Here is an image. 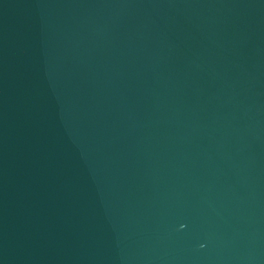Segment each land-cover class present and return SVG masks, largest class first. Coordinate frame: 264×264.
Masks as SVG:
<instances>
[{
    "label": "water",
    "instance_id": "95a60500",
    "mask_svg": "<svg viewBox=\"0 0 264 264\" xmlns=\"http://www.w3.org/2000/svg\"><path fill=\"white\" fill-rule=\"evenodd\" d=\"M0 264H264V0H0Z\"/></svg>",
    "mask_w": 264,
    "mask_h": 264
}]
</instances>
